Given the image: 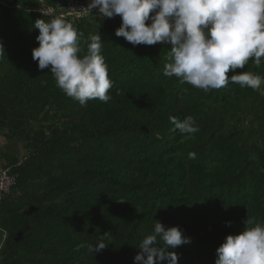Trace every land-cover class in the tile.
Masks as SVG:
<instances>
[{"label":"trees","instance_id":"16d2710c","mask_svg":"<svg viewBox=\"0 0 264 264\" xmlns=\"http://www.w3.org/2000/svg\"><path fill=\"white\" fill-rule=\"evenodd\" d=\"M65 2L0 0V134L24 144L5 169L16 185L0 202V264H133L155 221L190 239L169 249L178 264H215L246 217L264 224V84L205 92L166 77L168 45L133 46L114 34L119 16L93 9L64 18L82 34L80 56L101 36L111 99L81 106L31 56L35 21ZM243 71L264 77V62L227 75ZM170 116L199 131L181 133ZM98 240L108 247L94 255Z\"/></svg>","mask_w":264,"mask_h":264},{"label":"clouds","instance_id":"9594fccd","mask_svg":"<svg viewBox=\"0 0 264 264\" xmlns=\"http://www.w3.org/2000/svg\"><path fill=\"white\" fill-rule=\"evenodd\" d=\"M93 9L104 18L119 16L121 24L114 34L133 46L168 45L166 77L174 76L205 92L229 84L256 90L264 84V77L249 71L227 75L245 68L250 60L256 67L264 62V0H90L83 11L91 14ZM75 14L80 16L81 11ZM34 27L39 35L32 59L39 70L49 69L65 95L81 106L93 99L104 103L111 99L112 81L99 34L89 38L87 53L80 56L82 34L64 16H54L50 22L37 19ZM0 56H5L2 44ZM169 120L183 134L199 131L191 116ZM195 155L189 153V158ZM243 223L238 235L226 236L216 249L215 264H264V224L254 217H246ZM187 243L190 239L178 227L166 230L155 221L133 264H178L177 254L169 249ZM107 247L98 240L88 251L95 255Z\"/></svg>","mask_w":264,"mask_h":264},{"label":"built area","instance_id":"2783aa9c","mask_svg":"<svg viewBox=\"0 0 264 264\" xmlns=\"http://www.w3.org/2000/svg\"><path fill=\"white\" fill-rule=\"evenodd\" d=\"M87 7V4L79 0H66L65 7L62 9L64 17H80L85 15L83 9ZM81 11V15L77 16L75 13ZM54 10L50 8L41 9L38 11L43 16H49ZM16 185V179L14 176L10 175L7 170L0 171V202L3 197L10 194L11 190Z\"/></svg>","mask_w":264,"mask_h":264},{"label":"crops","instance_id":"0c3cea01","mask_svg":"<svg viewBox=\"0 0 264 264\" xmlns=\"http://www.w3.org/2000/svg\"><path fill=\"white\" fill-rule=\"evenodd\" d=\"M24 144L13 139H6L0 134V171L11 167V164L24 155ZM8 164V166H7ZM3 233L0 232V245L2 243Z\"/></svg>","mask_w":264,"mask_h":264},{"label":"rangeland","instance_id":"374dc122","mask_svg":"<svg viewBox=\"0 0 264 264\" xmlns=\"http://www.w3.org/2000/svg\"><path fill=\"white\" fill-rule=\"evenodd\" d=\"M36 126V125H35ZM35 126H33L32 128H34ZM2 241H3V239H2Z\"/></svg>","mask_w":264,"mask_h":264}]
</instances>
